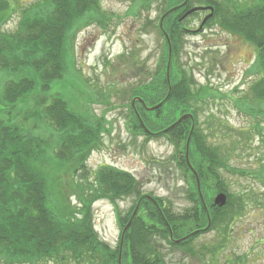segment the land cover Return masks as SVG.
<instances>
[{
	"label": "trees",
	"instance_id": "trees-1",
	"mask_svg": "<svg viewBox=\"0 0 264 264\" xmlns=\"http://www.w3.org/2000/svg\"><path fill=\"white\" fill-rule=\"evenodd\" d=\"M13 2L0 0V264H167L163 242L185 255L193 254L192 243L210 232L227 239L229 226L249 199L229 191L222 172H243L230 167V154L210 142L221 130L217 127L224 126L205 115L208 94L180 64L185 24L210 11L182 17L195 7H211L206 27L218 26L255 48L245 77L254 78L248 93L264 108V0L132 2L134 15L157 11L156 19H145L161 40V55L149 79L128 91V123L131 133L145 141L162 139L172 146L164 167L176 170L185 184L179 194L185 206L178 211L165 198L143 194L142 184L128 172L106 165L88 170L86 161L102 148L103 123L81 113L53 87L74 75L76 33L106 17L98 0H34L19 11L9 32L5 27L16 12ZM135 97L142 101L133 106ZM159 104L154 111L146 109ZM256 106L235 103L250 118L260 117ZM68 171L77 177L74 188L62 182ZM217 194H226L222 208L212 204ZM66 197L81 207L74 208ZM128 198L134 203L126 216L117 214L120 236L114 250L94 232L91 206L101 199L117 205ZM206 253L207 248L200 252Z\"/></svg>",
	"mask_w": 264,
	"mask_h": 264
},
{
	"label": "rangeland",
	"instance_id": "rangeland-1",
	"mask_svg": "<svg viewBox=\"0 0 264 264\" xmlns=\"http://www.w3.org/2000/svg\"><path fill=\"white\" fill-rule=\"evenodd\" d=\"M33 1L13 2L16 12L5 31L13 32L19 11ZM98 2L106 17L96 23H87L88 26L76 33L74 75L53 87L81 113L94 116L103 123L102 148L86 161L88 170L95 171L106 165L128 172L142 184L143 194L165 198L178 211L185 206L179 195L185 184L176 170L164 167L174 150L162 139L145 141L144 137L131 133L126 107L128 91L148 78L161 55V40L149 29L145 19H156L157 11L150 8L134 15L130 10L133 0ZM202 19L203 14H199L185 25L188 29H196ZM184 39L180 64L208 94L207 104L202 106L206 107L205 115H213L214 120L219 119L224 126V129L217 127L221 130L210 138V142L227 151L229 166L244 174L223 171L222 175L231 193L241 194L249 201L244 211L234 217L227 239L214 231L192 243L193 254L184 255L182 251L169 249L165 242L162 253L167 264H264V108L256 106L248 93L254 78L245 77V71L254 62L256 50L241 38L212 25L202 34ZM238 100L246 101L248 107L259 108L260 113L256 112V115L260 117L250 118L238 112L235 109ZM139 101L141 98L135 97L132 105ZM25 108L32 107L27 104ZM15 111L20 112V107ZM199 120L202 123V115ZM61 178L65 185L72 184L73 188L77 183V177L70 171L63 173ZM55 198H59L58 195ZM65 201H71L70 205L76 209L81 207L71 197H66ZM133 203L134 198L119 201L117 205L105 199L92 203L93 230L111 249L115 250L119 242L117 214L120 218L126 216ZM204 248L209 249V253L201 255Z\"/></svg>",
	"mask_w": 264,
	"mask_h": 264
},
{
	"label": "water",
	"instance_id": "water-1",
	"mask_svg": "<svg viewBox=\"0 0 264 264\" xmlns=\"http://www.w3.org/2000/svg\"><path fill=\"white\" fill-rule=\"evenodd\" d=\"M198 11H210V14H209L208 16H206V17L203 19V22H202V24H201V27H202V26L205 24V22H206L209 18H211L212 14H213V9H212L211 7L197 8V9L190 10V11H188V12L182 17V19H184V18H186L187 16L191 15L192 13H195V12H198ZM201 27H200V29H201ZM200 29H199V30H200ZM197 32H198V31H196L195 33H197ZM170 52H171V51L169 50V54H170ZM167 70H168V68H167ZM167 74H168V72H167ZM159 106H161V105L159 104V105H157V106H155V107H152V108H147V107H146V109H147L148 111H154V110H155L156 108H158ZM184 118H186V116H185V117H182L180 120H182V119H184ZM180 120H179V121H180ZM188 141H189V139H188ZM188 141H187V144H188ZM226 201H227V199H226L225 194H219V195H217V196L214 198L213 204H214L215 206H217V207L222 208L223 206H225ZM135 213H136V210L134 211V213H133L131 219L134 217ZM131 219H130V221L128 222V224L125 226V228H124V230H123V234L125 233V231H126L127 228L129 227L130 222H131ZM123 234H122V236H123ZM175 242H176V243H179V241H175Z\"/></svg>",
	"mask_w": 264,
	"mask_h": 264
},
{
	"label": "bare ground",
	"instance_id": "bare-ground-1",
	"mask_svg": "<svg viewBox=\"0 0 264 264\" xmlns=\"http://www.w3.org/2000/svg\"><path fill=\"white\" fill-rule=\"evenodd\" d=\"M197 8H200V7H195V8H193V9H197ZM193 9H191V10H193ZM185 14H186V13H185ZM185 14H184V15H185ZM184 15H183V16H184ZM207 21H208V20H207ZM207 21L205 22V24H204L202 27H201V24H202L203 20L200 22V24H199L198 27H197L198 29L196 28V29H197L196 31H198L197 33H201V32L203 33V31L207 28V27H206V23H207ZM200 27H201V29H200ZM199 29H200V30H199ZM189 30H190V29H189ZM196 31H195V32H196ZM195 32H194V34H195ZM186 36H194V35L191 34V33H187Z\"/></svg>",
	"mask_w": 264,
	"mask_h": 264
},
{
	"label": "flooded vegetation",
	"instance_id": "flooded-vegetation-1",
	"mask_svg": "<svg viewBox=\"0 0 264 264\" xmlns=\"http://www.w3.org/2000/svg\"><path fill=\"white\" fill-rule=\"evenodd\" d=\"M198 29V28H197ZM197 29H190V30H186V31H188L187 33H191V34H193L194 36H197V35H199V34H202V32L201 33H195L194 34V32L197 30ZM207 207H209V206H207ZM176 241V240H175Z\"/></svg>",
	"mask_w": 264,
	"mask_h": 264
}]
</instances>
